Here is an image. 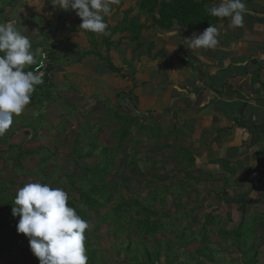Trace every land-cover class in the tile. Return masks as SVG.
Returning <instances> with one entry per match:
<instances>
[{
	"label": "crops",
	"instance_id": "1",
	"mask_svg": "<svg viewBox=\"0 0 264 264\" xmlns=\"http://www.w3.org/2000/svg\"><path fill=\"white\" fill-rule=\"evenodd\" d=\"M139 1L118 0L110 22L120 21ZM244 2L253 14H245L240 28L230 27V18L217 24L215 50H191L194 35L187 30L155 28L106 54V33L80 32L75 11L54 7L50 0H15L0 11V22L29 38L36 61L42 51H51L54 81L46 96L26 107L13 137L29 140L25 132L32 126L35 142L51 136L59 141L63 136L57 133L68 130L63 127L71 114L105 105L99 96L108 102L128 99L136 116L158 122L174 144L196 156L197 171L231 184L244 201L264 197V0ZM95 49L127 79L112 73ZM178 260L188 262L180 255Z\"/></svg>",
	"mask_w": 264,
	"mask_h": 264
},
{
	"label": "rangeland",
	"instance_id": "2",
	"mask_svg": "<svg viewBox=\"0 0 264 264\" xmlns=\"http://www.w3.org/2000/svg\"><path fill=\"white\" fill-rule=\"evenodd\" d=\"M0 23L2 24V22ZM99 100L104 101L105 105L97 103L93 107H82V115H77L75 112L71 114L70 119L63 127L64 130L66 128L68 130L57 133L63 136L59 141L51 136V138L40 139L39 142H32L24 146L23 149L32 151L41 147V144H48L44 149L51 158L40 170L36 165L37 160L33 156L24 158L25 161L21 166L17 162H12L20 151L17 146L23 145L22 143L25 141V137L19 140L13 138L14 130L20 128L22 116L27 112L24 110L20 116H14L11 128L5 135L0 136L1 139L7 141V144L0 148V224L11 219L12 208L9 201L15 196L16 191L25 184H49L54 188L64 189L67 194L76 199L78 194L75 189L90 187L91 176L85 177V174L77 169L74 161L76 156L72 152L77 137L83 144L81 147L84 148V154L91 150L92 144L98 146L94 151V156L87 160V164L95 166L105 160L112 163L114 168L108 183L118 187V197L121 200L138 198L146 207L160 212L159 221L166 225L164 230L143 238L137 231L135 222H133V226H129L130 222L127 220L104 223L95 221L88 224L90 230L85 232L84 242L87 237H91V247L93 246L98 253L97 264L101 261L105 262L108 255L110 256L109 253H114V251H117L116 258L121 259L122 264H131V257L135 254L138 255L139 264H145L143 246L141 242H137L138 239L146 242L149 249H155L158 244L164 247L170 242L175 243L174 251L179 252L180 256H183L189 264H211L205 258H197L198 249L203 247L201 237L198 236L193 241L189 237L192 232H201L203 217L208 213H213L216 220L220 221L214 226V234L210 235L207 243V247L216 252L215 263L244 264V258L236 247V241L232 237L224 238L217 235V232L221 230L233 232L240 225L243 216L241 204L248 201H244L243 194L237 195L236 191L231 189V184L226 186L204 174L201 175L199 169L196 170L197 167L191 172L197 180H189L184 174L188 169L177 164V157L174 156L173 150L177 149L178 144H174L175 139L171 138L170 133L164 131L163 135L156 129V121L153 119L150 121L148 117L145 119L142 116H136V105L134 102H129L128 99H123L121 103L116 100L108 102L106 97L99 96ZM128 103L129 107L126 106ZM117 116L128 119L135 118L139 125L140 123L151 125L156 129L154 132L156 137L149 138L147 134H137L133 130L131 138L120 147L116 136L120 129L116 120ZM82 129H89L87 135L78 136L76 133ZM104 150H107V158L101 153ZM37 154L42 155L41 152ZM125 179H127V183L124 182ZM230 182L233 183V181ZM151 185H156L158 188L154 200L152 196L148 197V189ZM223 189L226 190L223 192L221 200H217L215 194L222 193ZM210 192L213 194L212 199L210 202H205L204 206L202 201ZM261 197L256 195L255 198ZM114 201L115 199L111 203ZM161 201L164 202L161 203ZM263 201L264 197L260 202L249 205L244 215V226L246 229L251 228L250 231H252L249 247L254 248V252L258 254V264H264ZM136 209L137 207H133L128 217L134 215ZM181 234L191 240L187 246L176 240ZM129 244L131 252L127 254L128 258L124 259ZM0 248L8 251L0 254V264H39L38 258L24 251V249L30 248L27 237L23 240L13 241H7L0 237Z\"/></svg>",
	"mask_w": 264,
	"mask_h": 264
},
{
	"label": "trees",
	"instance_id": "3",
	"mask_svg": "<svg viewBox=\"0 0 264 264\" xmlns=\"http://www.w3.org/2000/svg\"><path fill=\"white\" fill-rule=\"evenodd\" d=\"M220 2L221 0H141L136 4L134 8L125 11L123 14V18L120 21L112 24L110 22L111 16L105 18L106 22L109 25L108 29L106 30V36L103 40V45L106 48V54H108L113 47L128 46L132 42L139 41L143 32L155 28H159L165 31H171L175 28L183 29L187 30L191 35H198L202 33L206 28H208L210 24L216 26L217 24L225 22L226 18L220 19L213 17L208 11V9L212 6H218ZM14 4L15 0H0V11L4 12L8 8H11ZM151 48H154V45H152ZM94 54L99 58L100 61L107 64L108 69L112 73L121 75L122 78L127 79L126 76H123L121 74L122 70L117 69L112 64L109 56L103 57L98 53L97 49H95ZM39 59L40 56L38 57L36 64L38 63ZM36 64L32 65L30 68H32ZM29 69H26V71H28ZM52 84L50 86H42V84L38 85L31 96L30 105L35 104V101L37 99H40L42 95L46 96V93L51 89ZM120 97L121 96L119 95L118 98ZM142 115L143 113L141 114V116ZM116 120L120 125V129L116 133L118 145L120 147L123 146L124 143L131 138L133 130H135L137 134H147L149 138L156 137V134L154 133L156 129H158L159 132L164 135L165 130L160 126L158 122H155V129L151 125L141 123L140 125L137 124L135 118L128 119L117 116ZM31 128L32 131L25 132L26 137H30V139L22 143L23 145L17 146L18 151H20L13 158L14 161L12 162H17V164L21 166L22 162L25 161L24 158L27 159L29 156H33L37 160L36 165L40 170L41 167L49 162L51 156H48L45 153V147H38L32 151L23 149L25 145L36 141V130L33 131V129L35 128L32 126ZM99 129L101 130V128ZM88 130L89 129H82L76 134L78 136H80L81 134L87 135ZM6 144L7 141L0 138V148ZM82 145L83 144L81 143V141H79L76 137L72 153L76 156L74 161L77 165V169L82 171V173L85 174V177L91 176L89 179L91 184L89 188L75 189V192L78 194L77 199L74 196L68 194L69 206L75 208L77 214L81 216V218L86 220L88 224H92L95 221L104 223L108 221L120 222L122 220H127L128 222H130L129 226H133L132 224L133 222H135L136 229L141 233L143 238L144 236H152L157 232L164 230L163 228H165L166 225H164L165 223H163L162 221H159L161 214L160 212L153 211L150 208L146 207V205L144 203H141L138 198L133 197L132 199L121 200L118 197V187H114L112 183H108V180L111 178L113 173L114 167L112 163H110L108 160H105L102 161V163L96 164L95 166L87 164V160L94 156V151L98 146L92 144L91 150L84 154V148L81 147ZM39 152L42 153L41 156L37 154ZM101 153L105 158H107V150L101 151ZM173 153L174 156L177 157V164H180L188 169L184 173L185 177H187L191 181L197 180V178L194 177V175H192L191 173L192 170L196 167V156L180 145H177V149H174ZM200 174L202 175V173ZM124 182L127 183V179H125ZM157 189L158 188L156 185H151L148 189V197L152 196L154 200V198H156L155 196L157 193ZM223 192L224 189L222 193L215 194V198L217 200H221ZM212 195L213 194L210 192L204 197L202 201L203 205L205 202H210V200L212 199ZM14 198L15 196L12 197V199L9 201L11 208L14 206ZM114 199L115 201L111 203V201ZM260 201L261 198L254 201L249 200L242 204V220L238 228H235L233 232L222 230L217 232V235H220L224 238L232 237L236 241V247L241 252L244 258V264H258V254L254 252V248L249 247V239L252 237V231H250L251 228H245L244 215L249 205H254ZM163 202L164 201H161V203ZM133 207H137V209L134 215L132 214L130 217H128V214L132 212ZM201 207L203 206L201 205ZM203 220L204 221L201 232H192L189 237L192 241L195 240V238H197L198 236L201 237V243L203 244V247L198 249L197 258H205V260H207L209 263L216 264V252L208 248L207 243L210 235L214 234V226L220 221L216 220V217L213 213L206 214V216L203 217ZM221 220H223V218H221ZM18 221L19 217H14L12 214L11 219L2 222L0 224V237L5 238L7 241L23 240L25 236L17 232ZM89 230L90 225L86 232H88ZM176 240L181 241L184 246H187V244L191 242V240L185 237L184 234H181L178 238H176ZM137 242L142 243V250L144 251L143 256L146 260L145 264H162V262H164L163 264H177L179 262L178 258L180 253L174 251L173 249V245L175 243L169 241L170 243L166 244L164 247L158 244V247H156L155 249H149L146 242L142 241V239H138ZM84 244L86 255L88 258V264H97L98 253L93 246L91 247V237H87ZM24 251L30 255L33 254L30 248H26L24 249ZM7 252L8 251L6 249L0 248V254ZM129 252H131L130 244L125 251L124 259L128 258L127 254H129ZM109 254L110 256L108 255L106 261H101V263L99 264H122L121 262L123 261H121V259H119L118 257L116 258L117 251H114V253L110 252ZM163 257L165 258L162 259ZM130 261L131 264H139L138 255L135 254L134 256H132ZM185 264L189 263L186 262Z\"/></svg>",
	"mask_w": 264,
	"mask_h": 264
},
{
	"label": "clouds",
	"instance_id": "4",
	"mask_svg": "<svg viewBox=\"0 0 264 264\" xmlns=\"http://www.w3.org/2000/svg\"><path fill=\"white\" fill-rule=\"evenodd\" d=\"M50 2L64 11H75L82 21L80 32L105 34L109 27L105 18L112 15L113 5L118 0ZM208 11L216 18H230V27L240 28L247 6L244 0H221ZM218 37V28L210 24L189 40L190 49L215 50ZM34 64L35 53L29 38L11 23L0 24V136L8 132L13 117L24 112L36 87L43 84L44 74L38 68L25 70ZM68 200L64 189L49 184L28 183L16 191L12 214L19 217L17 232L28 238L39 264H88L84 241L89 225L69 206Z\"/></svg>",
	"mask_w": 264,
	"mask_h": 264
},
{
	"label": "built area",
	"instance_id": "5",
	"mask_svg": "<svg viewBox=\"0 0 264 264\" xmlns=\"http://www.w3.org/2000/svg\"><path fill=\"white\" fill-rule=\"evenodd\" d=\"M41 64L43 65V67H40ZM51 64H52L51 51L45 50V51H42L40 53V59H39L38 63L29 69V70H36L38 68L40 72H43L44 75L42 77V79H43L42 86H50L54 81L53 73L51 70ZM30 103H29V105H30Z\"/></svg>",
	"mask_w": 264,
	"mask_h": 264
},
{
	"label": "water",
	"instance_id": "6",
	"mask_svg": "<svg viewBox=\"0 0 264 264\" xmlns=\"http://www.w3.org/2000/svg\"><path fill=\"white\" fill-rule=\"evenodd\" d=\"M246 13H248V14H253V13H251V12H246Z\"/></svg>",
	"mask_w": 264,
	"mask_h": 264
}]
</instances>
